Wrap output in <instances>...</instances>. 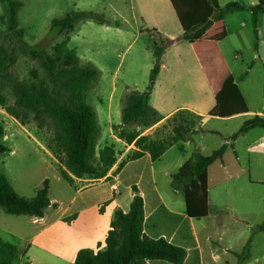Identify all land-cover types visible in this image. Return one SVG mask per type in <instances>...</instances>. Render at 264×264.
<instances>
[{
	"label": "crops",
	"instance_id": "crops-1",
	"mask_svg": "<svg viewBox=\"0 0 264 264\" xmlns=\"http://www.w3.org/2000/svg\"><path fill=\"white\" fill-rule=\"evenodd\" d=\"M108 7L111 15L104 17L105 23L82 20L75 25L69 37L70 44L79 43L75 50L80 61L94 64L101 71L97 82L100 100L95 109L101 129L97 150L113 145L117 162L101 179L77 178L68 173L72 178L69 182L62 175L67 169L55 158L51 148L38 142L56 164L54 177L49 181L51 205L43 217L12 215L3 209L4 212H0V221L3 222L0 232L12 240L11 243L7 242L16 246L18 251L12 264H74L81 249H103L114 212L121 209L127 213L136 193L144 201V234L153 239L164 238L183 247L186 250L183 264H262L254 261L252 241L248 236L237 233V219L229 218V189L225 187V197L221 195L218 202L211 200V186L217 184L221 177L219 170L223 171L224 179V173L229 172V165L224 161L225 154L208 168L207 211L200 212L193 208L194 204L189 203L184 192L175 190L171 185V176L178 172L195 150L204 155L199 137L211 130L205 127L207 121L213 118L208 113L215 106L216 95L229 75L239 85L249 112L222 119L241 118L240 128L253 116H264V97L262 109L253 111L241 88L255 62L242 60L238 64L246 67V70L241 73L239 71L244 68H238L237 74L240 75L236 76V69L230 60V55L233 54L236 61L242 54L236 47L241 38V25L239 22L229 23L231 12L200 35L190 40H177L196 14L197 0H114ZM89 31H97L104 36L103 40L86 35ZM145 34L149 35L151 44H143L131 56L114 48L112 41H125L131 37L136 42ZM166 38L176 41L166 48L162 56L161 69L150 97V105L157 111L159 121L148 128L130 124L125 129H138L141 135L153 140L168 139L173 135L171 119L180 111H190L201 116L198 125L201 130L192 138L180 140L169 147L156 161L146 151L139 159L128 161L119 168L127 155L139 148L134 143L119 139L114 127L121 124L126 96L133 91L146 89L155 63L154 43ZM225 43L230 46L229 50ZM115 64L116 67H113ZM137 73L142 74L140 78L135 76ZM0 114L12 119L27 132L28 123L21 124L1 106ZM35 128L41 130L37 125L32 129ZM257 129L263 132H255ZM254 132L264 138V129L256 127L239 135L233 143L228 140L220 146L226 143L227 152L229 148L234 149L239 137ZM213 169L215 174L212 175ZM113 185H117L118 189L114 190ZM134 187L138 192L134 191ZM212 206L216 208L215 212ZM247 246L249 250L245 252ZM139 264L171 263L158 259Z\"/></svg>",
	"mask_w": 264,
	"mask_h": 264
},
{
	"label": "trees",
	"instance_id": "trees-1",
	"mask_svg": "<svg viewBox=\"0 0 264 264\" xmlns=\"http://www.w3.org/2000/svg\"><path fill=\"white\" fill-rule=\"evenodd\" d=\"M1 1L6 7L7 16L2 18V21L8 24L9 29L17 37H21V31L18 30V11L22 3L18 0ZM197 3L196 14L186 24L177 40H190L205 32L225 14L246 9L251 10L256 28V14L264 11V0H258L257 4L250 7L238 2H229L221 6L218 0H197ZM89 19L105 23L102 15L92 11L73 12L52 21L51 29L57 30L58 34H64L65 37L55 45L52 55L45 56L43 63L45 79L40 77L37 69H33L30 79L15 80L11 68L16 59L6 47L0 46V106L23 125L32 120L40 129L52 128L55 147L51 151L67 169L62 175L69 182L72 178L68 173L77 178L101 179L117 162V152L113 145H106L97 150L101 129L95 108L87 103V93L99 80L101 71L91 63L82 65L77 51L70 47V32L77 23ZM175 41L176 39L166 38L154 43L155 63L146 89L142 92L133 91L126 96L121 124L114 129L119 139L129 144L134 143L139 150L128 154L119 168L128 161L139 159L146 151L150 153L152 160L156 161L169 147L180 140H187L189 135L201 130L185 116V112L191 113L190 111L175 114L171 120L173 135L168 139L153 140L141 135L138 129L133 131L125 129V126L130 124L148 128L159 121L157 111L150 105V97L161 69L162 56L166 48ZM25 52L35 58L44 54V51L32 48L25 49ZM6 87L11 88L14 97L11 105L6 104V97L2 93ZM248 112L249 107L239 85L234 77L229 75L217 93L216 104L208 115L228 118ZM197 117L201 120V116ZM256 127L264 129V116L257 114L244 122L232 135L233 142L239 135ZM5 136V128L0 125V155L12 152ZM226 150V143L207 156L195 150L178 172L171 176L173 188L182 190L189 203L201 202L205 205L204 212L208 208V168L216 160L222 159ZM134 191L138 192V189L134 187ZM48 193L49 180L45 179L33 198L22 197L0 170V208L8 214L43 217L45 210L51 205ZM144 221V201L142 196L136 193L127 213L121 209L114 212L104 248L98 251L81 249L74 264H139L146 260L158 259L171 264H183L186 250L164 238L153 239L146 236ZM260 229L264 230V224ZM248 250L249 246L245 248V252ZM17 256V247L0 237V264H12Z\"/></svg>",
	"mask_w": 264,
	"mask_h": 264
},
{
	"label": "rangeland",
	"instance_id": "rangeland-1",
	"mask_svg": "<svg viewBox=\"0 0 264 264\" xmlns=\"http://www.w3.org/2000/svg\"><path fill=\"white\" fill-rule=\"evenodd\" d=\"M18 1L22 3L18 11V30L21 31V37H17L9 29L8 24L2 21V18H6L7 16L6 7L0 0V46L6 47L16 59L11 72L14 79L18 81L30 79V73L33 69L38 70L41 78H46V72L43 67L45 56L52 55L55 45L60 43L65 37L64 34H58L57 30L51 29L54 19H60L78 11H94L108 18L111 15L108 6L114 3V0ZM218 2L223 5L229 2H238L250 7L257 4L258 0H218ZM256 18L257 27L255 28L253 15L249 9L236 11L228 16L229 23L234 24L239 22L241 25L239 32L241 38L236 47L238 50H241L240 53L242 54L236 61L233 59V54L230 55V60L236 69L235 75H240L237 74L238 68H244V70L239 71L241 73L246 70V67H241L238 64L242 60L246 63L250 61L255 62V66L248 78L245 82L241 83V88L253 111L262 109L264 97V11H259L256 14ZM87 26L94 25L88 24ZM86 35L99 40H103L104 38L97 31H89ZM112 42L114 48L120 50L121 53L131 56L143 44L149 43L150 45L151 39L148 34H145L136 42H133V38L131 37L129 40ZM77 46H79V43L74 42L70 44V47L73 49H76ZM225 46L229 50L230 46L227 43H225ZM111 47L113 46L111 45ZM28 48L38 51L42 50L44 54L35 58L25 52V49ZM81 64L85 65L86 63L81 62ZM124 66L126 67L127 63ZM113 67H116V64ZM141 75V73H137L135 76L140 78ZM97 82L87 93V103L95 109L98 108L100 100ZM49 84L54 89L52 84ZM2 93L6 97V104L11 105L14 101L11 88H3ZM121 98L123 100V97ZM185 116L198 127L200 120L197 116L186 112ZM240 120L241 118L225 120L218 117L208 120L205 127L211 130L199 137L203 145L204 155L211 154L212 151L218 149L222 143L228 140L229 143H233L231 137L238 131ZM27 123L26 130L29 134L24 132L21 127H18L12 119L0 114V125H3L5 128L6 143L14 151L13 154L0 155V170L9 177L15 191L20 196L32 198L35 195V190L42 186L45 179L49 181L53 179L56 169V164L41 149L38 142L51 149L55 147V144L51 127L42 128L38 131L36 128L32 129L37 125L34 121L29 120ZM255 132H263V130L257 129ZM255 132L239 137L234 149L229 148L225 153L224 161L229 165V172L224 173V179L222 177L223 171L219 170L218 175H221L222 178L220 177L217 184H212L210 197L211 200L218 202L219 197L223 194L225 195V187L229 189L227 198L229 203V218L237 219L236 226L239 229L237 233L240 236H248L252 241L251 249L256 259L254 261H260V263L264 264V231L259 229V226L264 224V138H261ZM193 135H189V138H192ZM237 156H239V160ZM214 171L215 169H213L212 175L215 174ZM53 193L54 190L52 191ZM224 195L223 197H225ZM193 208H197L201 212V210H204L205 205L198 202V204H194ZM215 209L212 206L213 212H215ZM0 212L4 211L0 209ZM2 223L0 221V224ZM0 237L5 242L12 241L2 232H0ZM15 264L19 263L16 262Z\"/></svg>",
	"mask_w": 264,
	"mask_h": 264
},
{
	"label": "built area",
	"instance_id": "built-area-1",
	"mask_svg": "<svg viewBox=\"0 0 264 264\" xmlns=\"http://www.w3.org/2000/svg\"><path fill=\"white\" fill-rule=\"evenodd\" d=\"M113 189L117 190L118 189L117 185H113Z\"/></svg>",
	"mask_w": 264,
	"mask_h": 264
}]
</instances>
